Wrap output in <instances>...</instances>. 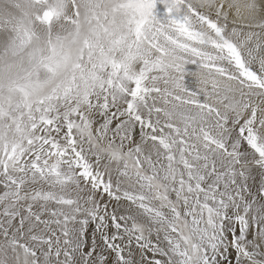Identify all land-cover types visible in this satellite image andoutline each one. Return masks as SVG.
<instances>
[{"label":"rangeland","instance_id":"374dc122","mask_svg":"<svg viewBox=\"0 0 264 264\" xmlns=\"http://www.w3.org/2000/svg\"><path fill=\"white\" fill-rule=\"evenodd\" d=\"M169 1H134L148 10L140 13L142 18L135 25L124 23L130 44H126V51L118 50L128 53V58L135 53L144 68L140 67V72L137 68L135 77L122 80L118 73L123 65L116 64L115 57L106 55L104 49L105 35L117 31L120 9L126 10V4L97 2L86 7L78 0H0V168L5 171L0 172V192L4 193L0 195V207L9 204L11 210L17 205L19 211L28 210L34 221L38 213L44 223L51 220L55 238L62 243L57 264L74 261V253L88 257L91 264H141L143 248L147 256L155 254L149 256L151 264H174L171 256L166 257L169 236H164L165 241L159 237L165 229L174 232L175 248L182 253L183 264H190L186 259L189 244L190 251L196 245L201 247L197 264H264L260 250L264 247V229L259 219L263 192L252 194L247 188H235L234 183L225 190L220 181L214 184L210 198L200 201L211 206V222L204 221L202 213L194 216L192 206L184 214L181 211V203L202 191L203 183H195L193 170H201L204 163L211 166L209 160L195 164L191 157L195 143L200 140L235 159L238 153H231L236 152L233 148L241 150L244 142L256 151V145L264 147V139L256 132L251 138L241 130L239 120L220 119L217 125L203 124L199 130L193 124L182 127L178 123V118L190 111L198 122L199 107L207 113L211 108L226 110L232 96L225 100L219 92L237 93L235 86H244L240 79L247 73L241 55L236 59L227 54L218 56L190 41L176 40V31L188 39L210 34L228 36L218 14L201 13L181 0ZM65 3L72 9L66 10ZM171 5L183 12L174 14ZM47 9L54 12L51 23L41 17ZM155 17H159L157 22L152 19ZM172 22L174 28L168 32L161 26ZM62 23L68 28L55 32ZM92 31L103 35L93 36ZM162 41L174 46L173 57L167 56ZM247 45L251 47L250 42ZM104 55L117 69L106 80L99 72L100 56ZM156 61L165 63L167 70ZM147 65L153 67L147 69ZM95 79L100 80L96 87ZM177 80L182 85H176ZM201 84L214 89L212 97L199 94ZM234 124L240 129L238 139L223 133ZM262 154L261 160H255L260 165L264 164V151ZM160 165L166 171L165 179L159 178ZM28 171L36 175L29 186L16 181ZM139 179L146 186L143 206L156 211L167 223L145 229L147 222L127 220L110 211L106 198L108 204L127 200L137 204ZM21 224L24 229L25 223ZM188 224L191 226L186 232ZM71 230L76 239L84 238L74 250L70 247L73 236L68 234ZM23 231L10 236L0 225V264H40L37 251L42 246L30 247Z\"/></svg>","mask_w":264,"mask_h":264},{"label":"bare ground","instance_id":"6f19581e","mask_svg":"<svg viewBox=\"0 0 264 264\" xmlns=\"http://www.w3.org/2000/svg\"><path fill=\"white\" fill-rule=\"evenodd\" d=\"M134 1L135 0H127V1H125L126 3L125 2L123 3V4H126L127 7H126V10L120 9V12H122V13L120 14V16L118 17V20L116 22V25L118 27L117 31L115 33H113V35H105L107 37V41H106L107 45L104 49V53L106 55L115 57L114 62L116 64L121 63V65H123L122 66L123 70L119 71V73H118V76L120 77V79L122 78V80H126L128 78V76L135 77L134 75H136L135 74L136 69L138 68V71L140 72V69L144 68V66H141V64H138L140 61L136 57L135 53H132L130 55V57L128 58V53H126V52L124 53L123 50H118L120 48H123L125 50L126 44H128V43L130 44V33H129L128 29H125L126 27H124V23L131 21V22H133V25H135L136 22L140 21L142 18L141 17L142 15L140 16V13H145L148 10V8H146V7L144 10V8L141 7L140 3L138 4V6H136V3L134 4ZM181 1H184L185 4L190 6V7L193 5L195 10L201 11V13L210 14V12H211L212 15L218 14V19H220L222 24L224 25V31L226 32L225 35H227L228 37L220 38V36H215L214 34H210V35H204V36H199V37L193 36L192 38L188 39L186 37V35L181 34V33L176 31V34H174L176 40H181V41L186 42V43H188L187 41H190V42H192V44L197 45V47L199 46L198 48H200V46H203L206 50L209 51L210 54L211 53L215 54V55L227 54V55H230L231 57H233V59H236L237 55L238 56L241 55L242 59L244 61V64H245L244 69H245V72L247 74L245 76L242 75V78L240 79L241 82L244 84V86L241 87L240 84L235 86L236 90H238L237 93H235V92L231 93L228 90H222L219 92L220 94L225 96V97H223L221 95V98L225 99V100H228V97L232 96V100L227 101L228 107L226 108V110H224V109L219 110L218 108L215 107L216 109L211 108L210 109L211 111L209 113H207L205 110H203L202 108L199 107L200 111L197 110L198 113L200 114V118L198 119V122L194 121V119L192 117L193 114L190 111V114L187 112L186 114H184V116H182L181 118H178L179 119L178 123L182 127L193 124L195 126V128L197 130H199V129H201V126L203 124H205V125L210 124L211 126H213L214 124L217 125L218 120L219 121L223 120L225 122H234V121L239 120L240 121L239 124H241L240 126H242L241 130H244L246 133H248L251 138L253 137V135L256 132V133H260L261 138L264 139V0H181ZM78 2L83 3L86 7H91L89 5V3L94 4L97 2L112 3V4L118 3V5L121 4L120 0H78ZM123 4H121V5H123ZM65 5L64 6H65L66 10L72 9L70 3H65ZM171 7L172 8L170 9V11H173L174 14H180L183 12V11H181L182 8L181 9L176 8V5H171ZM212 15H210V16H212ZM219 15L222 16V18ZM188 16H190V15L188 14ZM197 17H199V16H197ZM193 18H194V16H193ZM152 19H154V21L157 22L159 17H155ZM197 20H198V18H197ZM170 21H173V20H170ZM192 21L194 23V19H192ZM172 23H168L166 25L161 24V26L166 27L165 31L168 32L169 30L174 28L173 25H175V22L173 24ZM190 23H192V22H190ZM195 23H196V21H195ZM196 25H197V23H196ZM68 26L69 25H67V24L65 25L62 23V24L58 25V27H56L54 31L59 33L60 31L66 30L68 28ZM98 27L99 26H93V28H98ZM155 27H157V26H155ZM162 29L164 31L165 28H162ZM91 34L93 36L103 35L102 33L100 34V33H97L95 31H92ZM118 34H122V36L121 37L120 36L119 37L114 36V35H118ZM136 37L137 36H135V38ZM226 39H228L230 42H227ZM152 41H154V39H152ZM245 41H247L248 43L250 42L251 47L247 45L248 43L245 44L244 43ZM1 44L2 43L0 42V47H1ZM156 44L158 46H160L157 42H156ZM162 44L165 47V48L164 47H162V48L167 50V52H166L167 56L173 57L172 52L174 50V48H173L174 46L171 45L167 41H162ZM246 45L249 48H247ZM106 55L100 56V60L102 59V65H101V67H99V68H101V69H99V72L105 76L104 80H106L112 72L117 71V69L116 70L114 69V65L107 58ZM152 59H154V56L152 57ZM161 60H162V58H161ZM103 61H105V63ZM212 61H213V59H212ZM196 62H198V61L196 60ZM162 63H163L162 61L161 62L156 61V64L162 66L164 69L167 70L166 64L165 63L162 64ZM239 63L240 62H238V64ZM103 65H104V67L102 68ZM155 66H154V68L157 67V66L156 67ZM148 67H149V65H147V69H148ZM152 67L153 66H151L149 68H152ZM125 68L128 71V72L126 71L127 73H125V70H126ZM179 72H181V71H179ZM250 72H252V74H250ZM125 74L127 76H125ZM112 77H114V75H112ZM140 79H138V80H140ZM99 82H100L99 79L98 80L95 79L93 81V84L95 85V87H96V84H98ZM176 82H177V84L175 83L176 85L181 83L180 81L178 82V80ZM181 85H182V83H181ZM199 88H200L199 94L200 95L203 94V96H205V97L210 98V97H212L211 93H215V91H213L214 89L210 88L209 86H207L205 84H201V86ZM190 89H192V88H190ZM173 92H174V90H173ZM112 97H113V95H112ZM203 102H206V100L205 101L203 100ZM215 106L221 107L218 105H215ZM238 107L240 109H237ZM220 119H222V120H220ZM216 125H215V127H216ZM235 126H237V125L234 124L230 128L223 130V133H225V135H227L228 137H230L231 135H234L236 137V139H238L239 137H237V136H238V131L240 129L237 128L238 129L237 130L235 128ZM194 131H195V129H194ZM215 131H217V130H215ZM250 131H254L253 134L250 133ZM218 134H220V132H218ZM219 138H220V136H219ZM201 143H202V141H200V140L198 143H195V149H193V150H195V153L193 155H191V157L193 158V161H195L196 165H201V163L203 164L204 161L209 160L211 163V166H207V165L205 166V163H204V165H203L204 167H201V170L196 168L195 170H193V172H195V173H191V175L192 174L196 175L195 180H194L195 183H203V185H202L203 187H202V191H198L194 194L193 199L187 200V201L181 203V204H183L181 207V211L183 212V214H184V212H186V209L188 206H192L191 212H193L194 216L198 217L202 213L203 217H204V221L211 222L214 219L213 218L214 212H212L213 210H212L211 206H209L208 204H202V203H200V201H201V199H206V198L209 199L210 198L209 195L213 194V190L215 188L214 184H216V183L218 184V182H220V181L223 182V184H222L223 186L221 185V188L225 189V190H227V189L229 190L231 188V186H233V183H234L235 188H239V187L245 188V189L247 188L248 190L251 191L252 194H256L259 191L264 193V164L260 165V164H258V162L257 163L255 162V160L258 157H259V160H261L260 157H261V155H263L262 153L264 151V147L256 145L257 146L256 149L258 150V152H257V150L255 151L252 147H250L249 143H248V146H246L247 144L246 143L244 144V142H243V144H242L243 148L241 150H239L238 147H236L238 149L233 148V150L236 152H231V153H234V154L238 153L237 154L238 156L235 155L236 158L234 159L230 156H226V154L223 153L222 151H220L219 149H217V151H214L209 146L205 145L204 143H202V144ZM163 149H165V148H163ZM261 150H262V153L260 155L259 153L261 152ZM144 152H147V151H144ZM157 153H161V152H157ZM221 153H222V156H223V154L225 156L222 157ZM39 154H41V153H39ZM41 155H43V154H41ZM223 158H224V160H226L227 163H225V161L223 163ZM237 158H240L241 162H244V163L247 162V163L245 165H242V163L240 161H238ZM155 160L158 161L159 156H157L155 158ZM145 161H147V160H145ZM49 163L51 164L50 161H49ZM239 165H241V166H239ZM205 167L209 168V169L206 170ZM1 168H0V172H3L4 170ZM26 169H27V167H26ZM206 171H208L209 174H206ZM27 173H28L27 175L23 174V176H20V178L17 179L16 181L22 180L21 184H23L24 186H29L30 185L29 183H31V181L36 177V175L33 172L30 173L29 171ZM29 174H31V176H29ZM189 174H190V172H189ZM65 181H66V179H65ZM207 192H209L210 194H207ZM0 195H4V193L0 192ZM131 199H133V197ZM136 199H138L137 196H136ZM137 202H138V200H137ZM218 202H220V201H218ZM225 202H230V200H226ZM123 203L125 204V206H124V208L121 209V212L126 217L131 218L133 215V208H135L136 204L132 203L131 200H127ZM194 203H195V205H194ZM126 205H130V206L127 207ZM113 206H114V204H113ZM12 207H13V209H11V210H10L9 204L8 205L3 204V206L0 207V209H2V210H0V225H1V227L2 228L5 227V229H8V233L10 236H11L10 233L17 234L20 230H24L23 232L25 235V240L27 241V243L30 247H32V248H38L39 247L40 248L42 246L37 251V262H40V264L41 263L57 264L56 262H54V257L56 254L59 255L58 248L60 245H62V243H59L58 239L55 238L56 230H55V227L52 226L51 220L47 223H44V218H40L39 217L40 213H38L39 215L37 214V216H36V217H38V219L36 221H34L33 219H31L29 217L28 210L19 211L17 205L16 206L12 205ZM259 208L263 209L262 212H260L261 214H260L259 219L262 222V225H261L263 227L262 229H264V203L262 205H260ZM8 209H9V211H8ZM189 217H190V219L192 218L191 215ZM41 222H42V224H41ZM190 222H191V220L189 221V223ZM21 223H25L24 229H23V226ZM205 224H207V223H205ZM187 226L188 227H185V230H186V232H189L188 230H189V227L191 225L188 224ZM43 227L44 228L47 227L48 229L47 228L42 229ZM182 227H183V225H182ZM52 233H53V235H51ZM68 234L73 236V241L72 242L70 241V245H71L70 247H72L74 250V248H75L74 246L76 245V243L81 244L82 240H84V238L82 239L79 237V239L78 238L76 239V237H78V236L75 237L73 235L72 230ZM192 237H193V235H192ZM199 240H201V239H199ZM184 241H185V239H184ZM186 241L188 242V240H186ZM186 241H185V243H186ZM190 241H191V238H190ZM48 243H51L53 246L49 245ZM44 244H45V246H44ZM25 246L28 250H30L29 249L30 247H28L27 245H25ZM167 250H168V252H167ZM260 250H261V255L264 257V247H260ZM166 252H167L166 257L171 256L172 262H175L174 264H178V263L183 264L185 262L184 260L182 262V258L180 256L182 253L181 252L178 253L177 248L172 249L170 247L169 249H166ZM200 252H201L200 245H199V248L196 245L195 249H192L190 251V244H189L188 245V251H187L188 255L186 256V259L188 258V261L190 262V264H197V260L199 259ZM24 254L26 255L25 263H27L28 252L25 251ZM74 256H76L78 259L76 261L72 260V262H70L69 264H91V262H89L88 257H86V256H85V258H83V257L78 256L75 253L73 254V257ZM140 258H141V261H140L141 264H151L150 259L148 260L146 258V254L144 256H142V254L140 253ZM59 264H61V263H59Z\"/></svg>","mask_w":264,"mask_h":264},{"label":"crops","instance_id":"0c3cea01","mask_svg":"<svg viewBox=\"0 0 264 264\" xmlns=\"http://www.w3.org/2000/svg\"><path fill=\"white\" fill-rule=\"evenodd\" d=\"M158 162V161H157ZM162 165H160L158 168L160 169V171L159 170H157V172H158V175H159V178H161V179H165L166 178V175L164 174V173H166V171L164 172V171H162ZM155 170V169H154ZM163 174H164V176H163ZM163 177V178H162ZM137 183L140 185V189L137 191V192H135V194H136V196H137V198H138V202H137V204H136V207L135 208H133V215H132V217L131 218H129V217H126L122 212H121V209H122V207H121V205H123L124 203L123 202H118V201H115V202H112V203H109L108 204V200H107V198H106V202H107V206L109 207V209H110V211L111 210H115V212H118L122 217H124L125 219H127V220H135V219H138L139 218V221H143V222H147L146 224H145V228L146 227H148L149 229H150V227L151 226H154V227H156V226H159L161 223H167V221H165V218H163V220H161V218H160V215H157V212L156 211H151V209L150 208H145L143 205V201L142 200H144V199H147V197H145L144 198V195H146V192H145V190H144V188L146 187L145 186V183H144V181H142V180H137ZM106 202H105V204H106ZM113 204H114V206H113ZM127 207L128 206H130V205H126ZM136 214L138 215V217L136 218ZM166 220H168V218H166ZM147 229V228H146ZM169 236V242H166L165 243V247H166V249H169L170 247L172 248V249H174L175 248V246H176V244H177V242L176 241H174L173 240V238L175 239V236H174V232H172V230H166L165 229V231H161V233H160V235H159V237L160 238H162L164 241H165V237L164 236ZM174 236V237H173ZM76 246V245H75ZM74 246V247H75ZM154 250V249H153ZM177 252L178 253H180L179 251H178V248H177ZM141 254H142V256H144L145 254H146V258L149 260V256H153L154 257V255L155 254H152V255H148L147 256V250H146V248H143V251L142 252H140ZM153 253V252H152ZM72 254H73V252H72ZM72 257H73V255H72ZM56 258H58V255L56 254L55 255V257H54V262H58L59 260L58 259H56ZM75 261L78 259L76 256H74V258H73ZM72 262V261H71Z\"/></svg>","mask_w":264,"mask_h":264},{"label":"water","instance_id":"95a60500","mask_svg":"<svg viewBox=\"0 0 264 264\" xmlns=\"http://www.w3.org/2000/svg\"><path fill=\"white\" fill-rule=\"evenodd\" d=\"M36 1L45 2L46 0H36ZM41 17L46 23H51L52 19L54 18V12L50 9L44 10L42 12Z\"/></svg>","mask_w":264,"mask_h":264}]
</instances>
